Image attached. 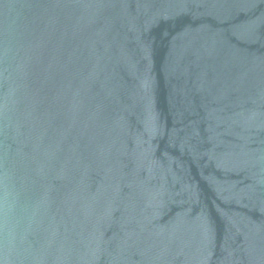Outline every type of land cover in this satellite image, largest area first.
I'll list each match as a JSON object with an SVG mask.
<instances>
[{"label": "water", "instance_id": "95a60500", "mask_svg": "<svg viewBox=\"0 0 264 264\" xmlns=\"http://www.w3.org/2000/svg\"><path fill=\"white\" fill-rule=\"evenodd\" d=\"M0 264H264V0H0Z\"/></svg>", "mask_w": 264, "mask_h": 264}]
</instances>
